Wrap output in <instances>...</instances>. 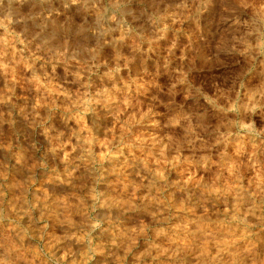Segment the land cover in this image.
Masks as SVG:
<instances>
[{
	"label": "rangeland",
	"instance_id": "rangeland-1",
	"mask_svg": "<svg viewBox=\"0 0 264 264\" xmlns=\"http://www.w3.org/2000/svg\"><path fill=\"white\" fill-rule=\"evenodd\" d=\"M0 264H264V0H0Z\"/></svg>",
	"mask_w": 264,
	"mask_h": 264
},
{
	"label": "bare ground",
	"instance_id": "bare-ground-1",
	"mask_svg": "<svg viewBox=\"0 0 264 264\" xmlns=\"http://www.w3.org/2000/svg\"><path fill=\"white\" fill-rule=\"evenodd\" d=\"M103 101H104V100H103ZM81 106H82V109L88 108V104H87L86 102H83V103L81 104Z\"/></svg>",
	"mask_w": 264,
	"mask_h": 264
}]
</instances>
